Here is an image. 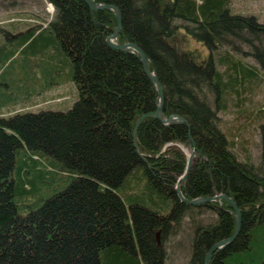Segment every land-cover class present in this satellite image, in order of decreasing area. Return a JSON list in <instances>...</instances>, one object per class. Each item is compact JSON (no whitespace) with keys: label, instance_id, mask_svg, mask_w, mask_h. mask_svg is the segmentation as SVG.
<instances>
[{"label":"trees","instance_id":"obj_1","mask_svg":"<svg viewBox=\"0 0 264 264\" xmlns=\"http://www.w3.org/2000/svg\"><path fill=\"white\" fill-rule=\"evenodd\" d=\"M48 1L52 19L13 13L0 23V264H169L183 221L209 208L216 220L196 222L186 263L204 264L237 220L224 199L194 205L178 196L189 158L181 145L192 149L191 138L184 196L224 193L241 210L237 236L209 264H264V126L256 166L234 154L218 115L259 76L231 50L248 45L264 69V22L234 11L233 0H92L119 8L116 41L151 58L164 114L186 119L166 125L148 115L159 92L140 55L107 42L115 12ZM72 80V106L46 102Z\"/></svg>","mask_w":264,"mask_h":264},{"label":"rangeland","instance_id":"obj_2","mask_svg":"<svg viewBox=\"0 0 264 264\" xmlns=\"http://www.w3.org/2000/svg\"><path fill=\"white\" fill-rule=\"evenodd\" d=\"M231 7L236 12L255 14L260 21L264 22V0H233ZM13 12L23 13L26 16L34 13L39 17H35L39 21H47L54 16L55 7L54 5L52 7V3L48 0H0V23L6 22L8 16L12 15ZM2 27L15 33V30L10 26L4 25ZM2 37L5 41L9 40L5 35ZM241 47V50L236 48L231 51L243 56L246 62L256 65L259 69V76L241 88L240 97L235 95L229 99L227 109L218 113L219 124L234 142L232 146L234 154L242 160L250 156L252 162L259 166L262 156V126H264V69L253 55L251 47L246 44ZM17 70L18 74L23 75L20 68ZM64 86L67 96L60 107L55 106L56 108L72 106L79 95L73 80ZM2 112L6 113L7 111L3 109ZM181 146L188 155L191 153L190 146ZM216 217V213L209 208L193 210L190 217L183 221L178 234L168 244L169 264H186L190 256L196 222L201 221L208 225L214 222Z\"/></svg>","mask_w":264,"mask_h":264},{"label":"water","instance_id":"obj_3","mask_svg":"<svg viewBox=\"0 0 264 264\" xmlns=\"http://www.w3.org/2000/svg\"><path fill=\"white\" fill-rule=\"evenodd\" d=\"M87 2L91 5V7L93 9L108 8V9H111V10H113L115 12V14L117 16V19H118V25H117V28H116L115 32L113 34H111L107 38V42L110 45H112V46H114V47H116L118 49L133 51V52H136V53H138L140 55L141 61L143 62L144 66H145V68H146V70H147V72L149 74V77L154 82V84L157 87V90L159 92L158 108H157V110L155 112H153L151 114H148V115H153L155 118L160 119L166 125H171V124L180 123V122H186V119L183 116H181V115L173 114V115L167 116V115L164 114V90H163V85H162L161 81L159 80L158 76L156 75L155 70L154 69L151 70V67H150L151 58L136 43L126 42V43L120 44V43H118L116 41V39L118 38V36L120 34L121 27H122L121 11L119 10V8H117L115 5L106 4V3H94L92 0H87ZM145 116H147V115H143L139 119V121L137 123L138 125L140 124L141 120ZM134 137H135V140H136L137 139L136 138L137 137V128L135 130ZM191 140H192V143H193V148H192L191 153L188 155L189 158H188V162H187V169L179 177L177 185H176V190H177L178 196L182 200H184V201H186V202H188L190 204H194V205H197V204H200V203H203V202H210V201H213V200L221 201L222 199H224L236 211L237 223H236V231H235L234 235L229 237V238L222 239L219 242H217L215 245H213V247L208 251V253L206 255V258H205V261H204V264H209L212 254L217 249L224 248L228 243H230L237 236V234L239 232V229H240V226H241V210H240L238 204L235 202V200L232 197H230V196H228L227 194H224V193H215L214 195L201 196V197L194 198V199H191V200L184 196V194H183V192L181 190V182L183 180H187L188 179L189 172H190V169H191V167L193 165V159H194L195 151H196V147H195L193 138H191Z\"/></svg>","mask_w":264,"mask_h":264},{"label":"crops","instance_id":"obj_4","mask_svg":"<svg viewBox=\"0 0 264 264\" xmlns=\"http://www.w3.org/2000/svg\"><path fill=\"white\" fill-rule=\"evenodd\" d=\"M13 13H17V12H13ZM60 89L61 90H55L52 93H47L45 98H47L48 100L46 102L55 103L56 101V104H57V100L63 99L62 101H65V97L67 96V93L65 90H62V88ZM54 97H59V98L56 100V99H53Z\"/></svg>","mask_w":264,"mask_h":264},{"label":"bare ground","instance_id":"obj_5","mask_svg":"<svg viewBox=\"0 0 264 264\" xmlns=\"http://www.w3.org/2000/svg\"><path fill=\"white\" fill-rule=\"evenodd\" d=\"M52 7H53V5H52ZM188 153H189V151H188Z\"/></svg>","mask_w":264,"mask_h":264}]
</instances>
